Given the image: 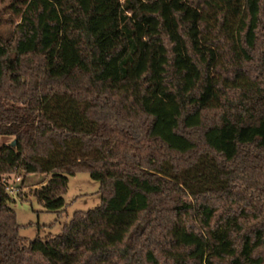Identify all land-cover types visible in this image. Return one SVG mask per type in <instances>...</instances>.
Masks as SVG:
<instances>
[{
	"label": "trees",
	"instance_id": "obj_1",
	"mask_svg": "<svg viewBox=\"0 0 264 264\" xmlns=\"http://www.w3.org/2000/svg\"><path fill=\"white\" fill-rule=\"evenodd\" d=\"M0 35V264H264V0H25ZM16 140V145L11 143ZM20 235L7 175L62 213Z\"/></svg>",
	"mask_w": 264,
	"mask_h": 264
},
{
	"label": "rangeland",
	"instance_id": "obj_2",
	"mask_svg": "<svg viewBox=\"0 0 264 264\" xmlns=\"http://www.w3.org/2000/svg\"><path fill=\"white\" fill-rule=\"evenodd\" d=\"M25 0H0V35L12 39L21 15L16 8L24 6ZM12 141L11 137L0 136V147ZM5 181L14 187L16 195L11 193L20 228V235L28 240L40 236L46 238L61 233L76 211H87L100 205L101 193L99 181L93 179L88 172H80L69 176L67 192L64 195L66 205L62 213L48 211L33 196V190L46 184L51 175L43 173H14L5 176Z\"/></svg>",
	"mask_w": 264,
	"mask_h": 264
},
{
	"label": "built area",
	"instance_id": "obj_3",
	"mask_svg": "<svg viewBox=\"0 0 264 264\" xmlns=\"http://www.w3.org/2000/svg\"><path fill=\"white\" fill-rule=\"evenodd\" d=\"M6 187H7V190H8V192H9L10 195H11V193L14 194V195L17 194V193L15 192L14 187L10 186V185L8 184V182L6 183ZM11 197H12V196H11Z\"/></svg>",
	"mask_w": 264,
	"mask_h": 264
},
{
	"label": "water",
	"instance_id": "obj_4",
	"mask_svg": "<svg viewBox=\"0 0 264 264\" xmlns=\"http://www.w3.org/2000/svg\"><path fill=\"white\" fill-rule=\"evenodd\" d=\"M12 146H15L16 145V140H14L12 143H11Z\"/></svg>",
	"mask_w": 264,
	"mask_h": 264
}]
</instances>
